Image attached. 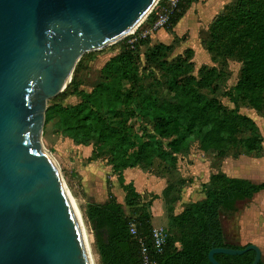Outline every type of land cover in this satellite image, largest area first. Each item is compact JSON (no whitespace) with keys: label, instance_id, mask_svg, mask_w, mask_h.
<instances>
[{"label":"trees","instance_id":"obj_1","mask_svg":"<svg viewBox=\"0 0 264 264\" xmlns=\"http://www.w3.org/2000/svg\"><path fill=\"white\" fill-rule=\"evenodd\" d=\"M235 1L239 9L237 21L223 15L230 11L227 6L208 31L220 22L235 31L237 22H248L241 31L247 40V55L242 79L234 90L243 100H249L251 110L264 118V13L258 7V0ZM194 2L179 0L163 30L171 32ZM158 6L169 9L167 0H159ZM154 18L152 12L145 21L147 27L152 26ZM128 41L125 39L121 52L101 67L99 82L89 93L80 89L81 83L76 78L85 70V60L90 56L84 55L76 65L67 89L52 99L45 111V125L53 124L57 135L74 146H91L87 162L103 160L125 193L123 205L109 193L105 204H90L82 209L99 264H140L138 245L130 236L129 227L134 223L137 235L146 238L147 242L152 231L147 212L151 202L144 205L133 186L124 184V170L148 169L156 162L169 170L174 167L176 157L193 144H197L206 156L220 160L229 156L232 150L258 154L263 142L250 118L237 109L223 108L211 97L221 80L219 72L202 67L199 81L191 76V51L169 63L166 59L170 47L157 45L145 57L148 64L157 65L166 76V98L160 99L145 89L144 76L139 74L133 58L134 52L146 41L141 39L131 45ZM238 42L233 37L224 53L231 55ZM205 49L211 54L214 45L206 44ZM71 97L78 98V103L61 104ZM262 190L264 185L255 186L246 180L229 179L221 174L212 176L205 198L190 206L178 220L187 225L181 236V249L175 247L172 237L168 238L162 253L154 258L157 264H210L207 255L213 248L241 249L226 243L220 212H233L236 201L250 200ZM124 208L129 210L128 214ZM254 256L250 251L242 256L218 254L214 259L218 264H252ZM259 264L264 262L261 260Z\"/></svg>","mask_w":264,"mask_h":264},{"label":"water","instance_id":"obj_2","mask_svg":"<svg viewBox=\"0 0 264 264\" xmlns=\"http://www.w3.org/2000/svg\"><path fill=\"white\" fill-rule=\"evenodd\" d=\"M158 2L0 0V264H87L69 193L43 152L47 102L84 55L119 42ZM250 251L259 264L254 245L207 259Z\"/></svg>","mask_w":264,"mask_h":264},{"label":"rangeland","instance_id":"obj_3","mask_svg":"<svg viewBox=\"0 0 264 264\" xmlns=\"http://www.w3.org/2000/svg\"><path fill=\"white\" fill-rule=\"evenodd\" d=\"M257 3L259 9L262 10L261 13H264V0H258ZM228 7L230 8V11L224 12L223 15L228 18H233L231 19V21L236 22L238 19L237 12L239 11L236 1H232L228 5ZM248 25V22L245 20L237 22V28L235 31L233 29L228 28L229 26H226L225 24L220 22L217 23V25L210 31H208L209 29L207 31L202 30L199 34V37L194 38V40L196 41V43H201V45L203 46V50L205 49L206 44H213L214 52L209 54L210 61H206L205 59H203L201 57L202 55L200 54L196 55L194 64L192 63L191 76L196 81H199L202 67L212 68L219 72L221 75V80L217 84L216 93L211 97L215 98L223 108L229 111L237 109L240 114L251 116L253 118V122H255L262 137L264 138V118L262 117L263 115L251 110L249 108V100H243L242 97L238 94V92L234 90L236 85L242 79L241 73L247 55V40L242 37L241 31ZM148 28L150 27H147L146 23L143 22L139 25V27L135 31V34L137 35L143 33ZM156 33L157 32H152V34H149L146 38L142 39V41L144 40L146 41V43L140 46L139 49L134 52L133 58L138 66L139 74L144 76V80L142 83H144L145 89H149L156 97L164 99L166 98V92L164 91L166 76L157 65L148 64L145 60V57L148 56L153 50L154 46L151 45V37ZM213 33H216V35L213 36ZM130 36L123 38L122 40L111 46L105 47L101 51L89 53L90 56L85 60V70L79 73L76 77L77 80L81 83L80 89L82 91H84L85 93H89L93 89V87L99 82V71L101 67L111 57L116 56L121 52L123 41H125V39H132V36ZM233 37H235V39L239 41V45H237L233 49L231 55H226L224 53V48L229 47L231 39ZM178 56L183 57L185 56V54L184 52L182 53V51H178L176 49L174 52L171 51L168 54L166 60L170 63L172 61H175ZM192 59L193 57H191V60ZM202 93L207 94V92L205 91H202ZM50 101L47 102V105L50 103ZM77 103L78 98L75 97L67 98L66 100L61 102L63 106L75 105ZM253 113H255L256 115ZM41 143L44 151L50 154V156L59 168L63 183L69 193L70 200L72 201L77 212H80L81 217H79L82 218L81 222L86 234L93 262L94 264H99L98 257L93 246V240L89 231V227L83 217L82 209L84 203L81 199L82 192L79 190L81 189V185L79 182V178L75 174V171L78 168L86 169L87 172L90 171V173H88V176H90L91 180L93 181L92 184L95 193L97 196H99L101 200L104 198L107 199L109 193L113 195L116 200L118 199L116 196L120 195V192L118 190L119 186L117 178L111 173L110 168L107 167L103 160H99L91 164L87 162V159L91 155V146L88 148L74 146L69 140L61 138L57 135L53 124H44L41 135ZM164 144H166V142H164ZM191 147L192 148L189 154H192V157H185L183 163L178 164L179 167H177V179L174 182L176 186H174L173 188V191L175 192L172 193L177 195L176 189L177 185L180 186V182L186 184L189 183L188 185L194 184L195 188L193 191V198L191 202H197L200 196L208 188V185H203L207 179V172L204 170V167H202V165H207L210 161L208 160L207 162V160H204L205 158L203 159L197 144H194ZM253 156L254 154L246 153L243 150H232L231 152H229V156L220 160L211 161V166H213L212 168L216 169L218 165L227 158L246 159L252 158ZM197 166L201 168L200 171H196L198 170ZM141 171L148 172V174L153 176L165 173V171L162 169V165H160L158 162H156L152 168L142 169ZM198 173H200V175H198ZM203 176L206 177L204 178ZM195 179H197V181ZM77 190H79L78 193L76 192ZM78 194L81 195L79 196ZM151 199L152 196L147 194L146 197L142 200V203L146 205L147 203L151 202ZM247 205L248 204H243L242 207H240L238 204L237 211L240 213L237 215L238 218H236V220H241V218L239 219V217H241L242 214L244 215L246 209H248ZM232 216V214H224L223 220L233 221L231 218ZM153 223L155 225H158L157 219H155ZM262 262H264V258H262Z\"/></svg>","mask_w":264,"mask_h":264},{"label":"crops","instance_id":"obj_4","mask_svg":"<svg viewBox=\"0 0 264 264\" xmlns=\"http://www.w3.org/2000/svg\"><path fill=\"white\" fill-rule=\"evenodd\" d=\"M232 1L234 0H195L183 19L171 32L160 30L151 37V45L167 46L170 47L172 52L176 49L182 51V53L191 51L193 57V59L190 60L191 64H194L196 55L199 54L202 55L201 57L206 61H210L207 51H205V49L203 50L201 43H196L194 38L199 37L202 30L207 31L210 25L223 14L224 9ZM244 116L253 121L251 116ZM262 139L263 142L261 144L260 153H253L254 156L252 158L246 159L227 158L221 162V165L219 164L216 169L211 166V161L214 160L200 151L203 159L205 158L204 160H207V162L208 160L210 161L208 162L210 165H202L207 172V179L203 185H209L210 178L218 174L224 175L229 179L246 180L255 186L264 185V138L262 137ZM191 146L185 153L179 154L176 157L178 159H176L173 168L165 170L162 167L165 173L153 176L148 174V172L141 171L142 169L140 168H134L135 170L126 169L122 173L124 184H131L135 193L141 200H143L147 194L153 197L151 199V205L147 210L150 215V226L152 229H164L169 235V238L172 237L174 239L175 247L178 249H181V236L184 228L187 226L184 225V223L180 224L178 220L185 215V211L190 206L205 198L204 192L197 202H191L195 185H188L189 183L186 184L183 182H180V186L177 185V195L172 193L175 192L173 188L176 186L174 182L177 179L178 164H182L185 157H192V154H189L192 148ZM197 169L196 171L201 170L198 166ZM88 173H90V171L87 172L86 169L80 168L75 171L81 185V189L79 190L82 192L81 199L84 203L83 209L90 204L103 205L109 199V194L107 199L104 198L102 200L96 195L92 184L93 181L90 176H88ZM198 175H200V173H198ZM195 180L197 181V179ZM79 190L76 192L78 193ZM118 190L120 192V195L116 196L118 199L116 200V198L112 196L117 203L123 205L125 193L120 186ZM81 194L78 195L80 196ZM238 204L240 207H242L243 204H248V209H246L244 215L242 214V216L239 217L241 220H236V218H238L237 215L240 213L237 211ZM124 210L125 213L128 214L129 210L127 208H124ZM224 214H232L233 216L231 218L233 221L223 220ZM155 219H157L158 225L153 223ZM220 222L227 244L236 248L254 245L261 252V260L264 258V190L254 194L250 200L236 201L233 212H220Z\"/></svg>","mask_w":264,"mask_h":264},{"label":"built area","instance_id":"obj_5","mask_svg":"<svg viewBox=\"0 0 264 264\" xmlns=\"http://www.w3.org/2000/svg\"><path fill=\"white\" fill-rule=\"evenodd\" d=\"M178 1L179 0H167L169 9L160 7L157 3L152 11L155 16L152 26L145 30L143 33L137 35L134 33L133 35H131L132 39H130L129 44L131 45L138 40L146 38L147 35L152 34V32L163 30V28L167 26L169 16ZM129 234L137 242L140 264H157L154 258L162 253L163 248L165 247L169 238L167 232L161 228H153L147 242L146 238L139 237L137 235L135 224L132 223L129 227Z\"/></svg>","mask_w":264,"mask_h":264},{"label":"bare ground","instance_id":"obj_6","mask_svg":"<svg viewBox=\"0 0 264 264\" xmlns=\"http://www.w3.org/2000/svg\"><path fill=\"white\" fill-rule=\"evenodd\" d=\"M139 25L135 26L132 29H130L129 31H127L119 39L121 40L123 38H126V37L134 34L135 31L137 30V28L139 27ZM70 80H71V77H68L67 81H66V85L69 84ZM43 152H44V149H43ZM69 201H70L71 207L73 209V213H74V216H75V221H76L77 228H78V231H79V234H80V237H81V242H82V245H83V250H84V254H85V258H86L87 264H94L93 259H92V255H91V252H90V248H89V245H88V241H87V238H86V234H85L82 222L80 220L79 214H78L76 208L74 207L72 201L70 200V198H69Z\"/></svg>","mask_w":264,"mask_h":264}]
</instances>
